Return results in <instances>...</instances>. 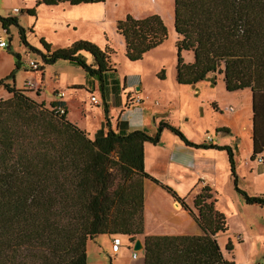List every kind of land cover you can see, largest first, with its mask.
Wrapping results in <instances>:
<instances>
[{
    "label": "trees",
    "instance_id": "obj_1",
    "mask_svg": "<svg viewBox=\"0 0 264 264\" xmlns=\"http://www.w3.org/2000/svg\"><path fill=\"white\" fill-rule=\"evenodd\" d=\"M103 0H36L53 5ZM176 33L175 81L193 85L222 74L227 91L248 88L252 99V159L264 152V0H173ZM25 12L35 15V7ZM7 32L17 28L20 43L36 53L42 63L33 70L62 59L79 66L96 79L104 96L105 78L113 74L109 50L87 39L65 47H52L43 37L42 51L29 44L16 16L0 15ZM30 31H33L32 29ZM124 55L139 60L167 38V28L157 14L126 15L116 21ZM192 53L185 61L181 52ZM92 61L87 62L86 55ZM17 59L20 58L16 53ZM17 69L19 63H15ZM0 77L10 93L0 98V264H86V243L98 234H121L134 240L144 229L143 179L160 185L189 212L201 228L199 235H146L144 264H234L224 257L216 235L228 229L226 216L216 206L211 188L202 186L189 204L172 187L144 170L143 144L159 142L168 129L193 147L225 150L233 188L248 204L264 206V196L250 195L237 184L229 146L194 143L180 129L160 120L154 133L144 129L127 132L104 126L93 138L68 120L61 99L49 107L23 88ZM39 95V92H36ZM64 112H60L58 107ZM213 107L214 104H212ZM107 113V106L104 107ZM227 131L226 127L217 128ZM233 249L228 239L224 245Z\"/></svg>",
    "mask_w": 264,
    "mask_h": 264
},
{
    "label": "rangeland",
    "instance_id": "obj_2",
    "mask_svg": "<svg viewBox=\"0 0 264 264\" xmlns=\"http://www.w3.org/2000/svg\"><path fill=\"white\" fill-rule=\"evenodd\" d=\"M31 2L32 0H0V15L11 14L14 7L22 9L21 7L27 6ZM102 4L105 34L103 36L99 35L96 41L83 39L94 42L100 48L107 47L109 50L110 64L115 68V71L105 78L104 96L101 94L98 81L88 76L82 68L69 61L59 59L54 64L45 65L42 71L33 70L30 61L37 64H41L42 61L36 53L30 52L20 43L17 28L13 25L9 27L7 32L0 25V37L7 43L5 47H0V77H4L13 71L14 78L8 79L7 82L14 83L18 88H23L26 94H29L36 101L43 100L44 106L47 108L49 103L55 100L56 93L63 91V98L68 106V120L83 129L89 138H93L98 129L104 126L106 115L109 117V122L114 130L117 122L118 131L121 132L144 129L148 133H154L160 120L168 121L176 127L180 125L182 129L187 128L188 126L182 121L179 114L182 106L187 105L186 107L189 108L191 114L199 115L204 110L206 112V109L212 111L208 100L204 101L203 99V102H193L191 100L192 87L180 86L175 81L176 33L173 27V0H103ZM31 6L36 8L34 4ZM37 12V19L34 15H28L24 10L16 15L19 18L20 25L24 28L27 42L44 51L39 42L40 37H44L52 45V39H60L62 36L53 35L47 29L49 13L46 7L37 9ZM128 14L133 17L157 14L167 28V38L160 45L146 52L141 59L135 61H130L125 57L123 38L115 31L116 21ZM27 16L29 17L27 18ZM34 22L36 24L33 27ZM31 29L34 32L30 31ZM40 31L44 34H40ZM10 36L12 37L11 40ZM52 47L55 46L52 45ZM16 53L19 54V59H17ZM84 54L87 62H91V56L88 53ZM181 54L185 61L192 58L191 52L182 51ZM16 62L19 63L17 69L14 66ZM211 80V77L207 79L210 83ZM71 83L75 84L72 90L69 87ZM201 86H203V82L196 85L197 88ZM36 92H39V95ZM224 94V91L219 90L218 100L221 104H225L227 100H230V105L235 107L237 116L231 117L230 114L234 111H225L223 116L216 118V120L227 121L231 123L230 126L238 128V126L245 123L248 108L243 106L245 109H240V106L237 107L239 101H237L236 96L228 97ZM92 95L96 98L95 102L91 100ZM9 96L10 93L0 86V98L4 99ZM245 103L249 106L248 97ZM105 106H107V113L104 110ZM166 107L167 109H165ZM189 123L192 125V122L189 121ZM104 130H106L105 126ZM180 131L182 132V130ZM162 140L164 143L167 141L166 133L162 134ZM153 154L160 156L159 159L161 160V153ZM159 164L157 163V170L154 169L152 175L161 182L166 183L164 182L166 172L161 169L162 165L158 166ZM170 187L172 186L170 185ZM230 190L233 191V183L231 184V182L223 185L221 190L218 191L221 197L216 196V199L219 198V203L216 206L224 209V212ZM157 195L154 203L149 202L147 207L148 213L151 212L154 215H158L155 211V205L167 209L171 200L165 193H158ZM256 213L254 212V214ZM224 214H229L227 209ZM258 217L259 224L263 223L264 209L259 212ZM229 221V229L219 234L217 238L224 257L233 260L234 264H264V237L255 238L252 241L248 239L243 241L242 238H238L236 240L241 241L239 243L232 239L233 249L230 251L225 249L224 245L229 239L228 237L231 236L232 230L238 225L235 218H230ZM119 235L127 239L130 246L133 245L135 239L142 238L143 233L137 234L133 241H130L127 235ZM103 238L104 236L99 234L93 239H97V242L88 241V243L90 242L86 259L88 264H111V258L108 254L109 243H103L100 249L96 250V246L101 244ZM117 255L122 261L129 262L128 249L122 248ZM112 264H114L113 261Z\"/></svg>",
    "mask_w": 264,
    "mask_h": 264
},
{
    "label": "crops",
    "instance_id": "obj_3",
    "mask_svg": "<svg viewBox=\"0 0 264 264\" xmlns=\"http://www.w3.org/2000/svg\"><path fill=\"white\" fill-rule=\"evenodd\" d=\"M35 1L36 0H32V2L27 6L24 5L21 7L22 9H20V11H25L26 8H31L32 4L35 5ZM102 3L103 1L81 2L78 4H70L69 2L64 1L53 5L40 3L36 5V15L34 16L37 19V9L46 7L49 13V23H47V29L50 30L53 35L62 36L60 39H52V45L55 47H65L70 45L72 42L83 38L96 41L99 35L103 36L105 34L104 14L101 8L103 5ZM16 14L17 13H11L5 16H16L18 18ZM28 17L29 16H27V18ZM35 24L36 22H34L32 26L34 27ZM40 34L43 35L44 33L40 31ZM11 39L12 37L10 36V40ZM211 76L212 75H209V77ZM207 79L199 81L193 85L179 84L180 86H190L193 88H191L192 91L190 92V95H192L191 100L193 102H203V99L204 101L208 100L212 111L206 109V112L204 110V112H201V114L197 115L191 114L189 108L186 107L187 105L182 106L179 114L182 121L185 122L186 126L188 127H184L185 129H182L180 125H178V128L182 130L187 139L194 143L211 142L213 144L229 146L233 153L234 169L237 176L238 186L242 189H245L250 195L264 196V163H259L251 157V92L248 88L227 91L224 87L222 74H218L214 84H211L209 81H207ZM200 82H203V86L197 88L196 85ZM218 82L221 83L217 84ZM73 85L75 84L71 83L69 85L71 90L73 89ZM219 90H222V92L224 91V95L228 97L236 96L238 98L237 101H239L237 102L239 104L237 107L240 106V109L244 107L248 108L246 113V121L243 125L238 126V128L230 126L231 123H228L227 121L216 120V118L223 116L225 111H234L230 114L231 117L237 116L235 107L230 105V100H227V103L225 104L220 103L217 97ZM63 97L64 92L63 96L61 97V101H63L66 106L67 117L69 119L68 106ZM247 97L249 98L250 102L249 106H247V103H245ZM55 100H57V97ZM212 104H214L215 107H213ZM165 109H167V107ZM189 121L192 122V125L189 123ZM116 127L117 122L115 124V128ZM220 127H226L227 131L218 130L217 128ZM163 133H166L167 135V141L165 143L162 140ZM158 152L162 155L161 160L159 159L160 156H156L155 154L152 155V153ZM143 153L144 170L154 177L152 175V171L156 169L157 163H160L158 166L162 165L161 169L166 172L164 182L170 184L172 188L180 196L184 197L188 203H192L193 197L202 186L210 187L216 198V196L221 197L218 191L221 190L223 185L230 182L231 184L233 183L228 155L225 150L186 145L168 129L162 130L158 143L152 144L150 142H144ZM158 193H165L171 200L167 209L162 208L160 205H155V211L158 213V215H154L151 214V212L148 213L147 207L149 202L154 203ZM143 195L144 229L142 238H137L140 240L142 246L143 238L146 235H199L202 233L201 228L194 221L189 212L185 210L178 201L174 200L171 195L160 185L148 178H144L143 180ZM217 203H219V198L216 199L215 206ZM263 207L264 206H259L257 204L246 203L234 188L233 191L230 190L229 196L227 197V204L225 205L227 212H229V214H225L226 221L228 229L230 218H235L238 225L234 230H232V234L228 238L230 240L242 238L243 241L244 239L252 241L255 238H263L264 222L259 224L258 220L259 212L263 211ZM216 208L221 212L223 211V213L226 212V209L224 212V209L221 207L216 206ZM254 212L257 213L254 214ZM219 234L221 233L216 235L217 238ZM101 235L104 236V238L101 240V244L96 246L97 249H95L99 250L103 243H109L108 254L111 258V264L112 261L114 264H144L143 248L135 250L137 255L134 258L132 257V251L134 250L133 246H129L127 239L121 237L120 248L116 252H112V235ZM88 241L86 243V259L88 245L90 243H88ZM93 241L95 243L97 242V239ZM236 242L239 243L241 241L236 240ZM122 248H126L129 251L130 258L128 263L122 261L117 255ZM86 264H88L87 260Z\"/></svg>",
    "mask_w": 264,
    "mask_h": 264
},
{
    "label": "built area",
    "instance_id": "obj_4",
    "mask_svg": "<svg viewBox=\"0 0 264 264\" xmlns=\"http://www.w3.org/2000/svg\"><path fill=\"white\" fill-rule=\"evenodd\" d=\"M20 12V9L14 7L13 8V13H18ZM7 45L6 41L0 38V47H5ZM30 65L32 68H36L37 64L33 61H30ZM63 96V92L62 91H58L56 93V97L57 99H61V97ZM91 100L93 102L96 101V98L94 95L91 96ZM60 112H64V109L62 107H58ZM255 161L259 162V163H264V152L258 154L257 156H255L254 158ZM121 245V236L119 234H114L111 237V251L112 252H116ZM137 252L135 250L132 251V257H136Z\"/></svg>",
    "mask_w": 264,
    "mask_h": 264
},
{
    "label": "water",
    "instance_id": "obj_5",
    "mask_svg": "<svg viewBox=\"0 0 264 264\" xmlns=\"http://www.w3.org/2000/svg\"><path fill=\"white\" fill-rule=\"evenodd\" d=\"M133 249L134 250H137V249H140V248H143L141 242L139 239H135V241L133 242Z\"/></svg>",
    "mask_w": 264,
    "mask_h": 264
}]
</instances>
